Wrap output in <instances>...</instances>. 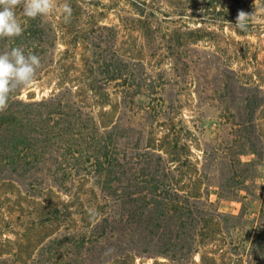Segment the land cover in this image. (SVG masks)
Returning a JSON list of instances; mask_svg holds the SVG:
<instances>
[{"label": "trees", "instance_id": "1", "mask_svg": "<svg viewBox=\"0 0 264 264\" xmlns=\"http://www.w3.org/2000/svg\"><path fill=\"white\" fill-rule=\"evenodd\" d=\"M165 1L175 4L177 15L184 17V3ZM130 4L134 15L124 26L141 33L152 50L151 57H155L158 50L167 52L175 84L181 87L187 83L190 72L195 71V87L200 86L204 94L211 90L207 87L214 81L227 79L225 74L229 70L210 69L205 59L194 55L196 51L191 47L197 41L199 29L189 30L178 21H168L166 14L164 19H159V11L145 2ZM17 10L23 34L0 39V53L21 47L25 54L39 56L38 75L54 62L59 34L51 19H29L20 8ZM165 22L172 27L164 26ZM59 25L65 46L62 60L78 56L82 83L101 101L111 96L117 98L118 116L110 125L101 126L94 113L75 98L69 87L34 101L20 99L23 88L20 89L12 94L8 109L0 112V180L16 181L34 197L50 189L68 194L73 199L70 204L74 210L70 204L49 210L46 221L61 224L65 232L51 239L49 244L55 247L64 243L70 247L78 245L85 251L83 260L93 246L103 249L101 256L114 261L144 243L158 245L172 264H194L193 255L200 253L208 238L205 219L221 215L210 202L208 192L205 191L206 198H201L177 189L180 169L184 167L180 156L186 144L173 132L171 121L177 114L179 99L166 98L170 82L161 72L149 73L141 61L128 60L119 54L117 28L82 21L66 23L64 19ZM67 78L75 80L72 76ZM214 93L220 96L219 91ZM245 107L249 108L248 103ZM163 125L169 132L160 144L157 131ZM160 146H165L166 151L161 153ZM247 149L249 154L255 152L253 145ZM241 166L252 167L253 162L232 161L229 167L235 176L217 188L230 193L231 199L241 202L244 209L250 200L237 194L246 188V181L236 175L237 171L243 173ZM203 173L206 190L208 182ZM84 179L98 190V197L88 198L81 193L79 185ZM218 198L231 200L222 193H218ZM90 209L98 215L90 218ZM239 227H234L233 233ZM253 229L255 238L251 243L247 245L237 232L229 238L230 245L234 249L246 248L249 262L264 264V225L259 223ZM127 233H130L129 238L124 242L121 238ZM109 249L111 253L106 254ZM97 258L100 263L101 257ZM200 260H204L203 255ZM8 262V259L0 260V264Z\"/></svg>", "mask_w": 264, "mask_h": 264}, {"label": "rangeland", "instance_id": "2", "mask_svg": "<svg viewBox=\"0 0 264 264\" xmlns=\"http://www.w3.org/2000/svg\"><path fill=\"white\" fill-rule=\"evenodd\" d=\"M132 1L145 2L159 11V19H164L166 14L168 21H178L189 30L199 29L197 41L191 47L196 51L194 55L205 59L210 69L229 70L225 74L227 79L214 81L207 87L211 90L204 94L200 86L195 87V71L190 72V77H186L187 83L181 87L175 84L167 52L158 50L154 54L156 56L151 57L152 50L141 33L124 26L134 15ZM65 2L73 9L72 22L117 28L119 54L128 60L141 61L151 74L161 72L171 84L166 98L179 99L177 114L171 122L175 137L184 139L186 148L180 156L184 167L180 169L177 189L201 198H206L205 191L208 192L210 202L215 204L221 215L205 219L208 238L200 253L193 255V263L253 264V261L249 262L248 250L234 249L229 238L238 232L248 245L255 238L253 228L259 223L264 225V210L261 211V198L264 196V0H175L186 6L183 18L177 15L175 4L165 0H57L58 5ZM240 11L251 15L245 30H236L235 27ZM47 19L54 22L59 34L54 62L40 71L31 86L22 89L20 99L40 100L69 87L75 98L94 113L101 126L110 125L118 116L117 98L111 96L101 101L82 83L78 56L62 60L65 50L59 25L62 15L57 10ZM168 24L172 27L168 22L164 26ZM62 74L66 76L62 77ZM69 75L75 80L67 78ZM214 91H219L220 96ZM246 103L249 108L245 107ZM168 132L165 125L158 128L160 144ZM250 145L255 147V152L249 154L247 148ZM158 149L161 153L166 151L165 146ZM232 161H241L242 164L253 162L252 167L241 166L243 173L236 172L241 180L246 181V188L237 192L239 197L250 200L244 209L241 202L231 199L230 193L217 188L235 176L229 167ZM202 165L208 182L206 190L201 176ZM79 188L88 198L99 196L88 179L82 180ZM218 193L231 200H219ZM72 200L68 194L56 189L45 190L34 197L27 194L18 182L0 180V260L8 259V264H172L154 244L141 243L138 249L124 252L123 257L114 261L101 256L103 249L98 246H93L87 259L83 260L85 251L78 245H50L51 239L65 232L61 224L46 221L49 210L70 204ZM70 206L74 210L73 205ZM232 216L239 220L232 219ZM234 227L239 228L233 233ZM129 234L121 240L126 242ZM65 251L68 253L63 254ZM200 255L204 256L203 261ZM98 256L101 257L100 263Z\"/></svg>", "mask_w": 264, "mask_h": 264}, {"label": "clouds", "instance_id": "3", "mask_svg": "<svg viewBox=\"0 0 264 264\" xmlns=\"http://www.w3.org/2000/svg\"><path fill=\"white\" fill-rule=\"evenodd\" d=\"M17 8L29 19L47 17L59 10L66 23L71 21L73 14L70 4L65 2L58 5L57 0H0V39L16 38L23 34V26L16 18ZM250 16L240 11L235 25L245 30ZM40 68L41 58L33 53L25 54L21 47L0 53V112L8 109L12 94L34 83ZM89 215L94 218L98 213L90 209ZM111 251L107 250L106 254Z\"/></svg>", "mask_w": 264, "mask_h": 264}]
</instances>
